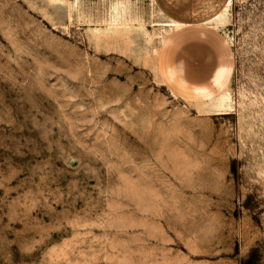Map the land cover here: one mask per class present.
Here are the masks:
<instances>
[{"label": "rangeland", "instance_id": "rangeland-1", "mask_svg": "<svg viewBox=\"0 0 264 264\" xmlns=\"http://www.w3.org/2000/svg\"><path fill=\"white\" fill-rule=\"evenodd\" d=\"M148 2L0 0V264H264V0L221 18L213 112L161 84Z\"/></svg>", "mask_w": 264, "mask_h": 264}, {"label": "crops", "instance_id": "crops-1", "mask_svg": "<svg viewBox=\"0 0 264 264\" xmlns=\"http://www.w3.org/2000/svg\"><path fill=\"white\" fill-rule=\"evenodd\" d=\"M148 1L166 21L181 25L160 46L156 72L162 85L188 102L216 97L229 84L233 72L232 46L214 23L224 9L215 12L212 0Z\"/></svg>", "mask_w": 264, "mask_h": 264}, {"label": "bare ground", "instance_id": "bare-ground-1", "mask_svg": "<svg viewBox=\"0 0 264 264\" xmlns=\"http://www.w3.org/2000/svg\"><path fill=\"white\" fill-rule=\"evenodd\" d=\"M49 2H51L53 5H58V4H64L67 0H48ZM101 2V1H100ZM227 5H226V8L221 12L219 13L215 18H214V23H215V26L217 27H223L224 24L221 22V18L222 16L224 15V13L228 12V8L233 4V0H229L227 1ZM93 3V2H92ZM102 3V2H101ZM149 3V2H148ZM99 4V2H98ZM93 5V4H92ZM105 6V5H104ZM107 6V5H106ZM120 6H121V3H115L113 4V10H112V20H111V25L107 28L110 29L112 26H116L117 25V21L121 20L122 17H125L124 15H121L120 14ZM68 7H69V11H68V16L69 17H72L73 16V13H74V6L73 4L69 3L68 2ZM87 8V7H86ZM107 10V9H106ZM86 11V10H85ZM110 14V13H109ZM90 15V14H88ZM111 15V16H112ZM92 16V15H91ZM89 17V16H88ZM157 17V16H156ZM106 18V17H105ZM111 18V17H110ZM93 19V18H92ZM160 19V18H159ZM163 19V18H162ZM108 20V19H107ZM98 21L100 22H103L104 21V18H102V16H98ZM163 20H161L162 22ZM157 22H160V20ZM181 24V23H180ZM165 32L166 34H162L163 35V41H162V44L168 39L169 35L171 34V32L173 30H175L179 25L174 23V22H169V21H166L165 23ZM183 26V25H182ZM181 27V25L179 26ZM105 29V28H104ZM101 29H99L97 31V33H101L100 32ZM160 54V48L156 50V55L158 56ZM157 73V72H156ZM157 75V74H156ZM159 76V74L157 75ZM160 79V78H159ZM162 84V83H161ZM230 86V83L214 98H211L207 101H204V103H211V104H207L205 105L206 107V111H215V110H226L227 108V99H228V88ZM172 94V93H171ZM174 96V95H173ZM175 98V97H174ZM197 103H202V102H197Z\"/></svg>", "mask_w": 264, "mask_h": 264}]
</instances>
